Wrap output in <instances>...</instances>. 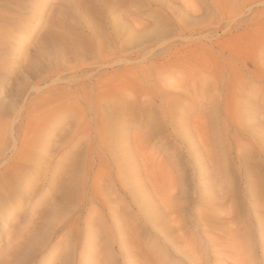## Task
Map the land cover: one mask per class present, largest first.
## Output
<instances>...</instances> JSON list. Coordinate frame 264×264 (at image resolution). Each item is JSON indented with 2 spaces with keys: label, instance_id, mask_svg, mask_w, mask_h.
<instances>
[{
  "label": "rangeland",
  "instance_id": "374dc122",
  "mask_svg": "<svg viewBox=\"0 0 264 264\" xmlns=\"http://www.w3.org/2000/svg\"><path fill=\"white\" fill-rule=\"evenodd\" d=\"M77 1L0 0V264H264V0Z\"/></svg>",
  "mask_w": 264,
  "mask_h": 264
},
{
  "label": "bare ground",
  "instance_id": "6f19581e",
  "mask_svg": "<svg viewBox=\"0 0 264 264\" xmlns=\"http://www.w3.org/2000/svg\"><path fill=\"white\" fill-rule=\"evenodd\" d=\"M65 1H66V0H65ZM75 1H77V0H75ZM78 1H79V0H78ZM78 1H77V2H78ZM80 1H81V0H80ZM68 3H69V2H68ZM79 3H80V2H79ZM72 5H73V4H72ZM76 5H77V4H76ZM76 5L74 4L75 7H76ZM74 6H73V7H74ZM65 7H66V6H65ZM67 9H68V8H67ZM74 9H76V8H74ZM61 10H62V8L60 9V12H63V11H61ZM65 11H66V10H65ZM78 11L80 12V10H78ZM78 11H77L76 13H79ZM58 12H59V11H58ZM69 12H70V11H69ZM75 15H76V14H75ZM81 15H82V14H81ZM83 15H84V14H83ZM64 16H65V15H63V17H64ZM98 16H99V15H98ZM61 22H62V21H61ZM87 22H89V21H87ZM97 23H98V22H97ZM55 24H56V23H55ZM94 24H95V23H94ZM52 25H53V23H52ZM56 25H57V24H56ZM136 25H138L137 22H136ZM89 26H90V25H89ZM52 28H53V27H52ZM63 30H64V29H63ZM97 34H98V33H97ZM94 35L96 36L95 33H94ZM94 35H93V36H94ZM102 37H103V36H102ZM102 37H101V38H102ZM104 37H105V36H104ZM105 38H106V37H105ZM90 39H91V38H90ZM102 39H103V38H102ZM106 39H107V38H106ZM89 41H90V40H89ZM99 45H100V44H98V46H99ZM79 46H80V45H79ZM101 46H102V45H101ZM89 47H90V46H89ZM80 48H81V46H80ZM101 48H102V47H100V49H101ZM65 50H66V49H65ZM75 50H77V49H75ZM92 51H93V50H92ZM62 53H63V52H62ZM84 54H85V53H84ZM89 54H90V53H89ZM73 55H75V54H73ZM77 55H78V54H77ZM81 55H82V54H81ZM86 55H87V54H86ZM11 111H12V110H11ZM3 115H4V114H3ZM15 115H16V114H15ZM54 115H55V114H54ZM77 116H78V115H77ZM73 117H74V116H73ZM57 119H58V118H57ZM81 119H82V118H81ZM78 120H79V119H78ZM76 122H77V121H76ZM79 122H80V121H79ZM54 123H55V122H54ZM12 124H13V123H12ZM39 124H40V123H39ZM60 124H61V123H60ZM76 126H77V125H76ZM35 128H36V127H35ZM32 131H33V130H32ZM34 131H35V130H34ZM51 131H52V130H51ZM44 132H45V131H44ZM7 134H8V133H7ZM34 134H35V133H34ZM48 134H49V133H48ZM48 134H47V135H48ZM45 136H46V135H45ZM46 137H47V136H46ZM51 138H52V137H51ZM9 139H10V138H9ZM88 140H89V139H88ZM26 143H27V142H26ZM26 143H25V144H26ZM50 145H51V144H50ZM61 146H62V145H61ZM42 147H44V146H42ZM16 148H17V147H16ZM86 148H87V147H86ZM71 151H72V150H71ZM4 169H5V168H4ZM18 187H19V186H18ZM89 190H90V189H89ZM49 206H50V205H49ZM172 220H173V219H172ZM76 223H77V222H76ZM88 224H89V223H88ZM87 227H88V226H87ZM87 230H89V229H87ZM49 234H50V233H49ZM86 234H87V233H86ZM49 236H52V235H49ZM43 237H44V236H43ZM91 261H92V260H91ZM89 263H90V262H89ZM89 263H88V264H89Z\"/></svg>",
  "mask_w": 264,
  "mask_h": 264
}]
</instances>
